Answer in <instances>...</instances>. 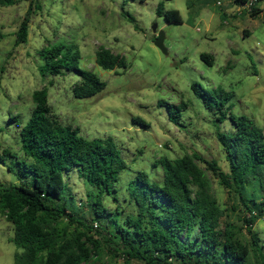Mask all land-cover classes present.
I'll return each instance as SVG.
<instances>
[{"label": "rangeland", "instance_id": "1", "mask_svg": "<svg viewBox=\"0 0 264 264\" xmlns=\"http://www.w3.org/2000/svg\"><path fill=\"white\" fill-rule=\"evenodd\" d=\"M34 3L40 9L30 16L27 43L16 46L15 33ZM157 5L163 12L176 10L180 22L169 23L157 15ZM255 7L260 12L251 17L250 6L235 0H19L11 7L0 6V155L9 150L21 157L17 126L31 114L32 93L46 87L57 122L78 128L86 139L111 137L122 151L128 167L116 185L118 203L106 198L105 206L113 211L118 204L125 209L123 217L130 212L124 199L128 181L144 171L151 181L160 182V168L152 167L160 158L197 153L227 171L215 135V115L190 86L197 83L208 90L220 87L231 93L232 113L245 115L264 133V0H258ZM153 24L164 33L166 54L153 44ZM49 42L74 45L79 69L93 72L105 88L91 98L75 99L70 89L79 80L76 72L43 78L37 52ZM99 47L123 56L126 68L106 71L98 67L95 53ZM202 54L212 56L211 65ZM160 101L182 106L178 126L169 122L166 106L158 105ZM135 118L145 126L133 123ZM218 128L228 133L231 123L225 121ZM8 162L0 160V184H19L6 169ZM64 178L75 196L74 205L82 203L85 222L96 223L93 236L103 244L101 258L91 264L112 263L102 240L109 228L103 230L107 221L90 220L86 189L76 172ZM211 180L213 195L223 210L220 229L231 224L238 229L240 242L254 250L236 194L212 176ZM255 195L258 201L264 199V191ZM252 232L264 253V218L255 222ZM12 235V226L0 216V264H14L15 253H21L9 241ZM122 263L121 258L115 259V264Z\"/></svg>", "mask_w": 264, "mask_h": 264}, {"label": "trees", "instance_id": "2", "mask_svg": "<svg viewBox=\"0 0 264 264\" xmlns=\"http://www.w3.org/2000/svg\"><path fill=\"white\" fill-rule=\"evenodd\" d=\"M18 1L0 0V6L11 7ZM235 2L246 5L248 0ZM257 2L250 7L251 17L260 12ZM35 9L39 5L30 4L20 22L16 46L27 43ZM156 13L169 23L180 22L176 10L163 12L157 5ZM37 56L43 78L76 72L79 80L70 89L75 99L91 98L105 88L93 72L79 69L74 45L49 42ZM201 58L211 65L212 56L202 54ZM95 64L106 71L126 68L123 56L104 47L96 50ZM190 89L215 115V135L227 171L197 153L160 158L152 166L160 168V182L151 181L144 171L128 181L124 199L130 212L124 217L125 209L118 204L113 211L105 206L106 198L118 203L116 185L128 167L113 138L86 139L78 128L60 124L50 111L46 87L34 91L31 114L17 126L21 157L9 150L0 155V160H9L6 169L19 181L0 184V216L12 226L9 241L21 250L15 253L14 264H91L101 258L103 244L93 236L96 223L85 222L82 203L74 205L75 196L64 178L71 172H76L86 189L90 220L107 221L103 230L109 228L102 240L114 261L105 264H115L117 258L122 264H264V253L252 232L255 222L264 218V199L258 201L255 195L264 191V133L245 115L232 113L231 93L220 87L208 90L197 83ZM161 104L166 106L169 122L178 126L182 106L158 102ZM132 121L145 126L139 118ZM225 121L231 123L228 133L218 128ZM211 176L236 194L254 250L240 242L238 229L231 224L220 229L223 210L213 195ZM248 190L252 193L247 194Z\"/></svg>", "mask_w": 264, "mask_h": 264}, {"label": "water", "instance_id": "3", "mask_svg": "<svg viewBox=\"0 0 264 264\" xmlns=\"http://www.w3.org/2000/svg\"><path fill=\"white\" fill-rule=\"evenodd\" d=\"M152 33L156 35L153 44L154 46L160 50L163 54H166V50L164 48L163 42H164V33L162 31H156V25L153 24L151 26Z\"/></svg>", "mask_w": 264, "mask_h": 264}, {"label": "built area", "instance_id": "4", "mask_svg": "<svg viewBox=\"0 0 264 264\" xmlns=\"http://www.w3.org/2000/svg\"><path fill=\"white\" fill-rule=\"evenodd\" d=\"M255 2H256V0H248V2L246 3V7H248V6L251 7ZM217 5H219V2H217Z\"/></svg>", "mask_w": 264, "mask_h": 264}]
</instances>
